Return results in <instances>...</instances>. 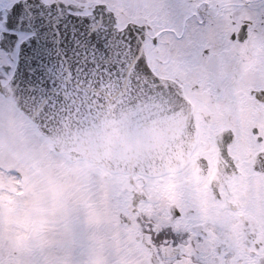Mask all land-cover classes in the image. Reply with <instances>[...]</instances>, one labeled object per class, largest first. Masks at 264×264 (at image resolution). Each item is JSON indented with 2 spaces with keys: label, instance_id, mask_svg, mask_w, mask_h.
<instances>
[{
  "label": "snow or ice",
  "instance_id": "snow-or-ice-1",
  "mask_svg": "<svg viewBox=\"0 0 264 264\" xmlns=\"http://www.w3.org/2000/svg\"><path fill=\"white\" fill-rule=\"evenodd\" d=\"M0 264H264V0H0Z\"/></svg>",
  "mask_w": 264,
  "mask_h": 264
}]
</instances>
